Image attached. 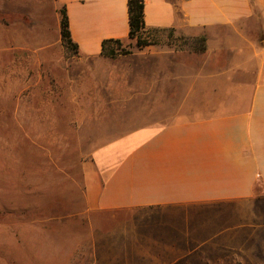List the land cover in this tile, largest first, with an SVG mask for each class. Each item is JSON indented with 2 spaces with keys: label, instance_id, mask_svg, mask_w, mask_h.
<instances>
[{
  "label": "crops",
  "instance_id": "obj_1",
  "mask_svg": "<svg viewBox=\"0 0 264 264\" xmlns=\"http://www.w3.org/2000/svg\"><path fill=\"white\" fill-rule=\"evenodd\" d=\"M127 1L57 0L80 56L101 57L104 39L135 44ZM144 22L205 36L206 49H176L159 31L132 53L152 55L153 96L127 98L149 107L124 112V131L82 161L83 197L89 211L151 218L157 256L176 257L214 237L210 218L264 202V0H145Z\"/></svg>",
  "mask_w": 264,
  "mask_h": 264
},
{
  "label": "rangeland",
  "instance_id": "obj_2",
  "mask_svg": "<svg viewBox=\"0 0 264 264\" xmlns=\"http://www.w3.org/2000/svg\"><path fill=\"white\" fill-rule=\"evenodd\" d=\"M60 8L0 0V264H264L262 201L210 218L214 237L176 257L157 256L151 218L86 208L82 161L149 107L124 102L153 96L152 55L132 53L158 42L82 57L61 41Z\"/></svg>",
  "mask_w": 264,
  "mask_h": 264
},
{
  "label": "trees",
  "instance_id": "obj_3",
  "mask_svg": "<svg viewBox=\"0 0 264 264\" xmlns=\"http://www.w3.org/2000/svg\"><path fill=\"white\" fill-rule=\"evenodd\" d=\"M144 5L145 0H128L127 10H128V25L129 32L128 36L130 39L136 40V45L142 47L145 45L152 44L156 42V36L159 31H165L160 29H150L146 32V26L144 22ZM60 19H59V32L61 41L66 48L73 50L78 53V44L72 39L69 19L65 6H61L59 9ZM169 32V36L173 35L171 29L166 30ZM157 34V35H156ZM187 39L186 44L190 46L191 51L194 52H204L206 49V38L205 36H194L185 37ZM122 46V41L120 39H104L101 43V55L107 57H115L117 55V50Z\"/></svg>",
  "mask_w": 264,
  "mask_h": 264
},
{
  "label": "bare ground",
  "instance_id": "obj_4",
  "mask_svg": "<svg viewBox=\"0 0 264 264\" xmlns=\"http://www.w3.org/2000/svg\"><path fill=\"white\" fill-rule=\"evenodd\" d=\"M25 108V107H24ZM27 108V107H26Z\"/></svg>",
  "mask_w": 264,
  "mask_h": 264
}]
</instances>
